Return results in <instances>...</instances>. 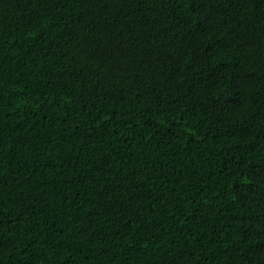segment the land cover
Returning <instances> with one entry per match:
<instances>
[{
	"label": "trees",
	"instance_id": "obj_1",
	"mask_svg": "<svg viewBox=\"0 0 264 264\" xmlns=\"http://www.w3.org/2000/svg\"><path fill=\"white\" fill-rule=\"evenodd\" d=\"M0 264H264V0H0Z\"/></svg>",
	"mask_w": 264,
	"mask_h": 264
}]
</instances>
